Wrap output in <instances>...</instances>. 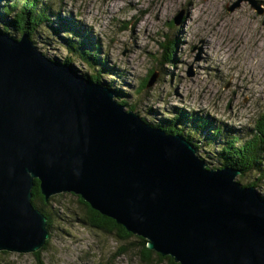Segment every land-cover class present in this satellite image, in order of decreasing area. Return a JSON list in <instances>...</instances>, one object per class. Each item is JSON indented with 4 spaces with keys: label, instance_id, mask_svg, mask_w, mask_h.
<instances>
[{
    "label": "water",
    "instance_id": "water-1",
    "mask_svg": "<svg viewBox=\"0 0 264 264\" xmlns=\"http://www.w3.org/2000/svg\"><path fill=\"white\" fill-rule=\"evenodd\" d=\"M79 72L27 34L16 42L0 32V251L33 254L50 238L31 172L46 201L80 196L180 264H264V199L236 180L241 171L208 168L181 135Z\"/></svg>",
    "mask_w": 264,
    "mask_h": 264
},
{
    "label": "rangeland",
    "instance_id": "rangeland-1",
    "mask_svg": "<svg viewBox=\"0 0 264 264\" xmlns=\"http://www.w3.org/2000/svg\"><path fill=\"white\" fill-rule=\"evenodd\" d=\"M25 1L0 0V29L15 39H21L24 34L19 23ZM188 1L38 0L33 16L41 14L42 9L47 13L45 22L36 30L30 27V38L51 59L69 57L73 67L85 76H100L101 84L117 89L115 99L125 105L127 111H135L154 126H175L181 130V135L195 144L198 155L207 165L217 169L225 167L222 150L228 140L237 137L240 140L238 146H241L247 139V133L254 129L255 118L264 111V94L256 92L250 84L264 87V15L257 14L247 0H195L191 9ZM184 7L187 13L190 12L188 19L183 11L181 23L174 24V18ZM105 18L109 19L107 23ZM103 25L105 29L100 30ZM115 29H119V34L114 33ZM167 34L178 41L174 61L176 71L171 69V63L162 59L160 42ZM93 35L101 43L100 47L93 46ZM73 39L90 48H100L101 54L114 59L116 66L131 69L135 77L133 86L70 53L67 46ZM172 52L169 48V54ZM199 59L205 60L207 68L212 69H217L214 62L221 60L227 77L237 88H227L225 82L216 78L207 81L200 77ZM253 64L259 71L256 75L252 71ZM153 67L159 72L157 80L160 82L155 92H152L153 87L144 86ZM191 70L194 75H190ZM209 83L214 89L208 87ZM119 91L128 97H117ZM201 91L205 92L204 98L199 96ZM228 103L234 108L226 111ZM155 109L169 118L154 115ZM151 114L154 116L149 118L147 115ZM253 178L261 186L257 190L264 198V169L250 171L244 178L239 175L236 180L243 186H250L254 183ZM49 202L48 211L62 205V215H69L71 221L59 217L56 226L53 221L48 241L52 248L48 264H115L109 261V254H118L123 247L126 252L117 257L116 264L137 263L138 254L133 252L131 240L120 239L117 233L116 240L102 246V238L95 236L99 229L90 226L89 230H77L71 225L73 215L77 214L82 219L87 215L77 195L64 193ZM60 225L72 228L74 237H66ZM89 240L94 247L89 245ZM34 261L32 253L23 256L13 252L0 253V264H33Z\"/></svg>",
    "mask_w": 264,
    "mask_h": 264
},
{
    "label": "trees",
    "instance_id": "trees-1",
    "mask_svg": "<svg viewBox=\"0 0 264 264\" xmlns=\"http://www.w3.org/2000/svg\"><path fill=\"white\" fill-rule=\"evenodd\" d=\"M259 2L263 3V1L258 0ZM30 2V0H29ZM36 0H32L31 5L33 6L35 4ZM30 5V6H31ZM27 7V9L24 10V14L22 15L23 18V23H24V33H28L29 36L31 34L30 27H33L34 30H36L42 23V19L40 17L34 19L31 17V8ZM187 14V13H186ZM186 16V15H185ZM174 24L178 25L175 21ZM168 35V34H167ZM177 39H171L170 35L165 37L163 40H161L160 45L162 47L163 55L162 59L164 62L168 63H174L175 61V51L177 49ZM74 42L70 43V47H74ZM169 48L173 50L171 54H169ZM78 50V48H76ZM78 54L86 61H89V52L84 49H79ZM64 61H66L68 64H71V60L69 58H65ZM156 68L153 67L149 74H155ZM85 76V75H84ZM86 78L92 79L91 77ZM94 81V80H93ZM144 86L148 87L147 83H144ZM125 103V102H124ZM189 117H192L189 115ZM254 129L250 132L247 133V139L246 141L241 145L238 146V142L240 141L239 138H234L233 140H228L227 144L224 146L222 150V155L226 157L227 162L229 163L230 166L241 170V177L244 178V176L250 172L251 169L253 170H263L264 169V164L259 165L257 164L256 161H261L264 159V111L261 112L257 118L254 120ZM157 126V125H156ZM165 129V131L169 134H174V135H181L182 131L179 129H176L174 127H162ZM183 136V135H181ZM252 138V139H251ZM240 183V182H239ZM241 184V183H240ZM36 185V182L34 186ZM242 185V184H241ZM38 188L39 185L37 184ZM243 186V185H242ZM245 187V186H243ZM249 187H254L256 190L257 188L255 187V183H251ZM258 191V190H257ZM260 194V192L258 191ZM34 198L40 197L42 198V201H45V198L39 192V194L36 193L35 190H33ZM261 196V194H260ZM79 200L81 204L84 206L85 211L88 215V220H86L87 223L91 227H94L96 229H105L108 232H114L116 231L120 237V239H124L123 236L126 234L125 227L122 225H119L118 222L115 221L114 218L108 215H104L96 210H94L89 204H87L80 196ZM262 197V196H261ZM263 198V197H262ZM264 199V198H263ZM39 210H41L49 219V227L53 225V221L50 217V211L46 209V207H41L38 206ZM86 215V216H87ZM129 234V233H127ZM132 234V233H131ZM49 239L47 240L46 244L42 246V248L37 251L36 253H33L35 255V261L33 264H48L49 260V253L51 251V246L48 244ZM110 242V241H109ZM109 242H104L102 239V246L109 244ZM142 245V256L145 261L150 262L151 256L154 254L152 250H150L148 247H146V241L141 243ZM126 248L123 247L120 249L119 253H112L109 254V261L113 262L116 264V259L117 257L121 256V253H125ZM0 253L7 254V251H0ZM154 263H157L156 256L153 255ZM159 260L157 264H180L177 261L174 260V258L167 256L164 257L161 254L159 255Z\"/></svg>",
    "mask_w": 264,
    "mask_h": 264
},
{
    "label": "bare ground",
    "instance_id": "bare-ground-1",
    "mask_svg": "<svg viewBox=\"0 0 264 264\" xmlns=\"http://www.w3.org/2000/svg\"><path fill=\"white\" fill-rule=\"evenodd\" d=\"M247 1L249 3H253L252 0H247ZM188 4H189L190 9H191L192 6L193 7L195 6V0H189L188 1ZM189 14H190V12H188L186 14V19H188ZM104 21L107 23L109 21V19L108 18H105ZM104 29H105V26L103 25L100 30H104ZM119 32H120L119 29H115L114 30V33L119 34ZM93 39H94L95 43L100 47L101 46V43L98 41L96 35H93ZM177 49H178V47H177ZM91 51L93 52V54L95 56L94 58H92V61L96 65H98L101 69L109 72V76L111 74H114V75H116L118 77V79L124 80L128 84V86H130V87L133 86L135 77L133 76V72L131 71V69L126 70V69H124L121 66H116L114 59H110L109 57H106V56H105L106 58L101 57L100 56L101 55L100 48L99 49L91 48ZM252 58H253V56H252ZM243 59H245V57H243ZM214 64H215V66H216L217 69L207 68V62L205 60H203V59H199L197 61V65L199 67L198 75L200 77H202V78H205L207 81H211V79L216 78L218 81L225 82V84L228 86L227 88L233 87V89L235 90V88H237V87H235L234 86V83H232L229 80V78L227 77L224 69L222 68V65H223L222 61L221 60L215 61ZM170 67H171L172 70L176 71V64L175 63H172L170 65ZM258 67H259V71H261L262 70V63L258 64ZM252 71L254 72L253 74H255V75L259 73V71L256 70L255 64H253ZM168 74H170V73H168ZM171 74L173 76H175V73H171ZM146 83H147L148 87H153L152 88V92H155L157 90V85L160 82L157 80V78L153 74H149L147 76V82ZM250 84H252V86H253V88H254V90L256 92L263 93L264 94V87L263 88H259V87L255 86V85H253V83H251V82H250ZM262 84L264 85V83H262ZM208 87L210 89H214V86L212 85V83H209L208 84ZM176 88L179 90L180 89V86H176ZM248 92H249V98L252 99L253 97H252V95H251V93H250L249 90H248ZM122 95H125V97H128V96H126V94L120 93V91H119V95L117 97H121ZM180 95H182V92H180ZM199 96L202 97V98H204L205 92H202L201 91L200 94H199ZM160 99H161V96L158 97V100H160ZM179 100L183 101V97L182 96H179ZM247 101H248V99H247ZM240 106L245 107L244 104H241ZM263 107H264V104H263ZM233 108H234V106L231 105L230 103H228L227 106H226V108H225V110L227 111V109L230 110V109H233ZM154 111H155V112H153L154 115H157L158 117L169 118L168 115L164 114L163 112H161V111H159L157 109H155ZM154 115L151 114V115H147V116L149 118H151ZM177 117H178V115H177ZM243 117H245V118L248 117L249 118V116H247V115H243ZM253 127H255V125H253ZM256 162L259 165H263L264 164V159L261 160V161H256ZM250 171L251 172H254L253 169H251ZM29 176H30V180L31 181L36 182V185L35 186H32V191L35 190L36 193L39 194V192H41V179L38 176H36L33 173H31V172L29 173ZM252 181L255 183V187L257 189H261V186L257 184L255 178H253ZM37 184L39 185V188H38ZM65 192H68V191L54 193V197L53 198L55 199L59 195L60 196H63V194ZM32 201L34 203V206H36V204H38L39 206L45 208V207L51 205L50 204L51 202H49V201H46V202L45 201H42V198H40V197L34 198L32 196ZM60 209H63V206L62 205L59 206V208H49V210H52V212H50L49 214H50V217H51L52 221L55 222V226L58 225V224H56V221L58 220L59 217L60 218H63L65 221H68V222L71 221L70 216L69 215L63 216ZM114 219L117 222V219L116 218H114ZM86 220H88L87 216H85V218L83 220L81 217H79L76 214V215H73V221L71 222V225L74 226V227H76L75 229H77V230L78 229H83V228L86 229V230H89L90 225H89V223L86 222ZM60 227H61L60 229L62 230V233L66 237H68V238H73L74 237V235L72 233V228H70V227H68L66 225H64V226L63 225H60ZM124 229L126 231V234L123 236L124 240H129V241L131 240V243L134 246L133 252H136L138 254L136 256L137 257V260H136L137 263L136 264H154V259L155 258L153 257V255L156 256L157 263L160 262L159 257H158V254L160 255L161 252L157 251L156 249H153V248H149L148 247V244L149 243H152V241L150 239L146 238L143 235H140L138 233H135V232L133 234H131L130 231H129V229L126 226H125ZM127 233H129V234H127ZM95 236L102 238L104 240V242L107 243L109 241L116 240V238H117V232L116 231H114V232H108L105 229H101V230H97L96 231ZM144 240L146 241V247H148L150 250H152L154 252V254L150 258V262L145 261L144 258H143V256H142V245H141V243L144 242ZM89 245L94 247V244L92 243V240H89ZM13 253L15 255H19V256H23L24 255V253H22V252H13ZM87 256H88V252H87ZM90 264H94V263L90 262Z\"/></svg>",
    "mask_w": 264,
    "mask_h": 264
},
{
    "label": "clouds",
    "instance_id": "clouds-1",
    "mask_svg": "<svg viewBox=\"0 0 264 264\" xmlns=\"http://www.w3.org/2000/svg\"><path fill=\"white\" fill-rule=\"evenodd\" d=\"M37 1L38 0H36V2H35V4L32 6L31 5V2H32V0H30V2H29V0H26L25 1V5H24V7H23V9H22V13L20 14V17H21V20H20V25L22 24V26H23V28H25L24 27V23H23V18H22V15L24 14V10L25 9H27V7L29 8V6H30V8H31V17H33L34 19H36V18H38V17H40L41 19H42V21H40L42 24L45 22V20H44V18H45V15H46V13H47V10H45V9H42V12H41V14H35L34 16H33V12H34V9H35V7H36V5H37ZM263 4V7H264V2L262 3ZM250 5V4H249ZM15 7V6H14ZM251 7V6H250ZM255 11V10H254ZM256 12V11H255ZM257 14H259L258 12H257ZM259 15H264V14H259ZM7 29V28H6ZM0 32H2V33H4V34H6V35H8L9 37H11V38H13L16 42H21V40H22V38H23V36L24 35H28L29 36V34L28 33H24L23 34V36L21 37V39H15L14 37H12L9 33H7V31H3L2 29H0ZM85 33H87V31H85ZM29 40L33 43V45L37 48V50L39 51V52H41L42 54H43V56H45L47 59H49L50 61H52V62H57V64L59 65V64H66V65H68V66H71V67H73V65H72V59L71 58H69V57H67V58H69L70 60H71V64H68L66 61H64V59L63 60H54V59H51L50 57H48L43 51H41L39 48H38V46L32 41V39L30 38V36H29ZM72 42H74V47H70V43H72ZM93 46L95 47V48H97L98 47V45L96 44V43H94L93 44ZM68 50H69V52L70 53H72L73 55H76V56H78L80 59H82L83 61H85L86 63H88L89 65H94L95 63L91 60V58H92V51H91V48L89 47V46H87V45H84V44H81L80 42H78V40L77 39H73L72 41H70L69 43H68ZM76 48H78V50L79 49H84V50H87L88 52H89V61H86V60H84L79 54H78V50L76 49ZM101 57H103V58H105V54H101L100 55ZM79 73H81V72H79ZM82 74V73H81ZM155 74H159V72H155ZM154 74V75H155ZM83 76H84V74H82ZM91 78H93V80L92 79H89V78H87V79H89L90 81H92L93 83H98V84H100L101 86H103V87H108V88H110L111 90H113L114 92H115V90H117V89H113V88H111V87H109V86H105V85H103V84H101V78H100V76H91ZM115 95H116V92H115ZM152 125V124H151ZM153 127H157V128H161V129H163L162 127H165V126H163V125H160V124H158L157 126H154V125H152ZM167 128V127H166ZM163 130H165V129H163ZM184 139H186L187 141H189L193 146H194V148L196 149V154H197V156L200 158V159H202L204 162H205V164H206V166L208 167V168H210L208 165H207V163H206V161L203 159V158H201L199 155H198V150H197V147L195 146V144H193L190 140H188L187 138H185L184 136H182ZM223 157H224V159H225V164H224V166L225 167H222V168H217V169H215V168H210V169H215V170H222V169H225V168H229V167H231V168H234V167H232V166H230L229 165V163L227 162V160L228 159H226V157L224 156V154L222 155ZM236 169V168H235ZM239 170V169H238ZM241 171V170H240ZM245 187H249V186H245ZM32 193H33V191H32ZM87 217H88V215H87ZM85 218V217H84ZM84 218H83V220H84ZM49 219L50 218H48V227H49ZM53 226V225H52ZM52 226L51 227H49V230L52 228ZM8 252V251H7Z\"/></svg>",
    "mask_w": 264,
    "mask_h": 264
},
{
    "label": "flooded vegetation",
    "instance_id": "flooded-vegetation-1",
    "mask_svg": "<svg viewBox=\"0 0 264 264\" xmlns=\"http://www.w3.org/2000/svg\"><path fill=\"white\" fill-rule=\"evenodd\" d=\"M182 11H184V12H185V15H186L187 10H186V8L184 7V8H182V9L179 11V13L177 14V16H178ZM177 16H176V17H177ZM176 17L174 18V21H175ZM190 75H194L193 70H191ZM154 76H155V75H154ZM158 76H159V74L156 75V77H158Z\"/></svg>",
    "mask_w": 264,
    "mask_h": 264
}]
</instances>
